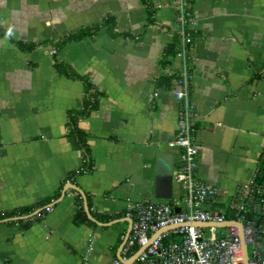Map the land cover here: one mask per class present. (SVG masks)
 <instances>
[{"label":"crops","instance_id":"obj_1","mask_svg":"<svg viewBox=\"0 0 264 264\" xmlns=\"http://www.w3.org/2000/svg\"><path fill=\"white\" fill-rule=\"evenodd\" d=\"M148 1L152 24L142 0H0V218L29 209L0 219V264H112L123 257L128 202L182 201L181 150L168 146L180 108V61L167 54L175 3ZM188 15L195 173L217 189L203 208L225 209L264 151V0H188ZM107 18L113 26L101 25ZM93 25L56 55L99 93L77 123L94 168L72 177L83 159L68 114L84 86L57 69L49 45ZM159 154L172 156L171 175Z\"/></svg>","mask_w":264,"mask_h":264},{"label":"built area","instance_id":"obj_2","mask_svg":"<svg viewBox=\"0 0 264 264\" xmlns=\"http://www.w3.org/2000/svg\"><path fill=\"white\" fill-rule=\"evenodd\" d=\"M174 3L178 36L175 57L180 61V68L176 79L178 90L173 92V98L179 101L180 108L177 133L168 146L181 150L182 165L175 182L184 197L172 204L128 202L125 216L131 220V228L122 249L123 258L127 259L134 248L144 246L133 264H243L237 227L185 226L193 222L220 224L232 221L241 224L248 264H264V184L255 181L257 172L237 191L229 205L230 219L222 208H203L211 204L217 189L197 178L195 173L198 148L194 133V106L189 99L191 73L188 65L193 22L188 15V0H174ZM55 53L52 49L51 54ZM175 208L180 211L176 213ZM171 226L176 228L153 238L156 232ZM219 230L225 232L220 233ZM171 238L174 241H170ZM112 264L122 263L114 260Z\"/></svg>","mask_w":264,"mask_h":264},{"label":"trees","instance_id":"obj_3","mask_svg":"<svg viewBox=\"0 0 264 264\" xmlns=\"http://www.w3.org/2000/svg\"><path fill=\"white\" fill-rule=\"evenodd\" d=\"M142 2L147 7L146 13H147L148 23L152 24V22H153L152 15L153 14H152V11L150 10L151 9L150 2L148 0H142ZM101 25L113 26L112 21L109 18L105 19ZM99 27H100V25H93V26L85 27L76 33L69 34V35L65 36L64 38L59 40L57 43H50V45H49L56 52L54 54V56H55V65L57 66V69H59L65 76H67L71 79L82 81L83 86H84L83 104H82L81 109H79L77 111L70 112L68 114L67 138L69 139V141L71 142L73 147H75L76 149L81 151L82 159H83L82 166L76 172L71 174L72 177L78 176L81 174L89 173L94 168V164H93L92 160L90 159L88 147L86 144V135L84 134V132H82L77 127V123L79 120L87 118L97 108L99 93L96 92V90L94 89L92 84L88 80H86L85 78H82V77H80V76H78V75H76L70 71L67 72V70H62L61 69L62 67H60L62 62H60L57 59L56 55H57V51L59 50V48L62 47L66 42H68V41H80V40H83L87 37H91L95 34V32L99 29ZM41 45L42 44H35L33 47H39ZM177 46H178V36L176 34L174 37V40L171 44L170 49L167 50V54H171V55L175 56V54L177 52ZM21 47H23V46H21ZM255 181L258 184H264V151L261 154V158H260L259 167H258V171H257ZM76 204L78 206V209L76 210V213H75V218H74L75 222L78 224L83 223V222H87L88 220H87V218L83 212L80 200L79 201L77 200ZM212 207L215 208L214 205ZM224 210H225L227 219H230L231 213L229 210V205H226ZM28 212H29V209H24V210L17 211V212L5 213L1 216L0 219H8V218L16 217V216L27 215V214H29ZM248 215L252 216V214L250 212ZM170 241H174V238H171ZM137 250H138V248H134L133 250H131L128 254V257L132 256Z\"/></svg>","mask_w":264,"mask_h":264},{"label":"water","instance_id":"obj_4","mask_svg":"<svg viewBox=\"0 0 264 264\" xmlns=\"http://www.w3.org/2000/svg\"><path fill=\"white\" fill-rule=\"evenodd\" d=\"M160 157L158 158H161L160 160H164V162L166 163V172L167 174L171 175L172 174V166H171V160H172V156L170 154H159ZM170 160V162H169ZM159 163H162L161 161H158ZM86 208V212L87 211V206H85ZM174 211L176 213H178L180 211L179 208H175ZM91 219V217H90ZM127 223H128V229H127V232H126V236L124 237L123 239V246H124V243H125V240L127 239V237L129 236L130 234V228H131V220L128 219L127 220ZM99 225H103V224H100ZM185 226H193V227H198V228H209V227H213V228H219V229H223V228H227V227H230V226H235L239 229V239H240V243H241V248H242V253H243V259H244V262L243 264H248V255H247V247L244 243V238H243V234H242V231H241V224H239L238 222H232V221H228V222H224V223H220V224H213V223H201V222H193V223H186ZM176 228V226H171V227H166V228H162L161 230H159L158 232H156L154 235H153V238L158 236L160 233L162 232H166V231H169V230H172ZM144 246H142L141 248H139L132 256L128 257L127 259H124L123 257L119 256L118 259L119 261H121L122 264H133L135 262V260L137 259L138 255L144 250Z\"/></svg>","mask_w":264,"mask_h":264},{"label":"rangeland","instance_id":"obj_5","mask_svg":"<svg viewBox=\"0 0 264 264\" xmlns=\"http://www.w3.org/2000/svg\"><path fill=\"white\" fill-rule=\"evenodd\" d=\"M219 232H220V233H224V232H225V230H219Z\"/></svg>","mask_w":264,"mask_h":264}]
</instances>
